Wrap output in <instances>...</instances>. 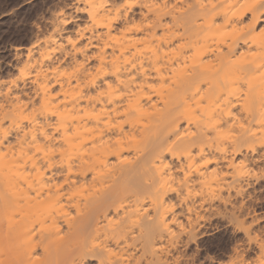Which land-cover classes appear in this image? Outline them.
Masks as SVG:
<instances>
[{
  "label": "bare ground",
  "instance_id": "bare-ground-1",
  "mask_svg": "<svg viewBox=\"0 0 264 264\" xmlns=\"http://www.w3.org/2000/svg\"><path fill=\"white\" fill-rule=\"evenodd\" d=\"M106 2L124 19L83 39L87 0L52 13L0 89V127L29 117L0 130V264H174L212 216L243 211L254 174L229 165L253 172L264 143V0ZM189 156L212 163L165 191Z\"/></svg>",
  "mask_w": 264,
  "mask_h": 264
},
{
  "label": "rangeland",
  "instance_id": "rangeland-1",
  "mask_svg": "<svg viewBox=\"0 0 264 264\" xmlns=\"http://www.w3.org/2000/svg\"><path fill=\"white\" fill-rule=\"evenodd\" d=\"M23 3L30 5V7L25 8L22 12H14L13 8H19L16 0L0 2V89H5L12 83H20L19 69L22 65L25 48L40 37L41 32L47 31V21L52 17V13L60 10V7L62 9L70 7V10L72 8L71 12L74 8V0H23ZM69 26L74 27L73 24ZM242 96L238 93L237 96L235 94L232 97L236 104V112L240 110L239 104L242 102ZM0 103H2L1 96ZM23 116L24 113H21L12 120L8 117L5 118L0 130H11L16 125H25ZM242 116L243 114H241ZM253 122L254 117L251 123ZM254 129L259 130L260 126H254ZM10 136L13 141V135ZM258 144L260 145H258L255 154L257 160L251 166L255 181L242 198L238 197L239 201H243L241 214L237 218L212 216L210 223L200 229V233L193 241L172 252V257L176 259L174 264H232L238 257L255 262L260 256V246L256 241L253 240L246 247L241 245V250L237 253L236 247L240 241L232 240V237L236 235L235 229L232 227L234 219L247 220L249 223L254 222L253 237L259 235L261 231L259 225L261 219H264V143ZM205 230L208 233L202 234Z\"/></svg>",
  "mask_w": 264,
  "mask_h": 264
},
{
  "label": "snow or ice",
  "instance_id": "snow-or-ice-1",
  "mask_svg": "<svg viewBox=\"0 0 264 264\" xmlns=\"http://www.w3.org/2000/svg\"><path fill=\"white\" fill-rule=\"evenodd\" d=\"M16 2L19 4V8H13L14 12H22L24 11L25 8L30 7V5L28 4H24L23 0H16ZM139 0H123V3L116 6V11L117 13H119L120 9L122 8L125 12H127L129 9H131L136 3H138ZM88 3V9L87 11L89 12V22L84 24L82 28L77 30V36L80 39H83L84 33L88 32L89 29L93 30V32L95 31V29L98 26H103L105 28L111 29L113 26V23L117 20H122L124 19V16L122 14H117V15H111V7L106 0H99V2H97V0H87ZM144 7L148 8L149 11H151L154 7L158 8L159 5H148L145 4L143 5ZM234 5L231 3V0H229V7H233ZM9 7H12V5H9ZM101 10H103L105 13H108V15H101ZM67 23V21H65ZM152 25L149 24L148 27H151ZM142 27V23H132L131 24V29H126L127 30H140ZM217 27H220L219 25H217ZM236 29L233 28L232 32H235ZM111 39V37H109ZM117 40V42L119 43V37L115 38ZM68 43L70 45L76 46L77 45V40H74L72 38H69ZM109 45L107 43H105L104 47H108ZM77 51H82L83 49L77 48ZM103 52V49H101V53ZM97 59H100L101 61L103 60V56L98 54L97 55ZM115 59V58H114ZM32 73H34L37 77L40 76V71L37 70V66H32ZM96 73H102L104 71V69L102 67H97L95 69ZM156 71H159V69H156ZM27 73L22 70L21 75H26ZM89 75L91 76V73H89ZM17 79H19V77H17ZM92 83H95V80L93 79L91 81ZM120 83H123V81H121ZM45 88V91H47V87L43 86ZM149 87H154V85H149ZM107 89L108 92H113L115 91V89H113V86L111 84L107 85ZM108 94L105 91L101 92V95H105ZM59 95V94H58ZM42 110H43V106H41ZM22 119L24 120H28L29 117L28 116H23ZM5 134H7V130H5ZM227 138V137H225ZM37 153H40L43 151L42 148H40L39 146H37L36 148ZM189 163L187 165H185L184 168L178 169L177 170V174L180 176L179 181H177L176 176H168L167 181H165V191H176V188H173V184H177L178 187H182L186 184V182L189 180L191 173L193 171H197L199 172L201 168H207L208 165H210L212 163V161L210 159H204L203 157H201V161L200 162H196L195 165L193 164L192 161V157L189 156ZM230 167H236L237 169H239V174L240 175H245V176H250L253 175L254 173L248 169L245 170L246 166L243 164V162H241L238 165H229ZM165 168H168V165L164 166ZM215 171V170H213ZM201 175H203V172H200ZM166 175V173H165ZM67 183V181L65 182ZM57 187H62V185H58ZM163 194V193H162ZM175 205H171L170 208L168 209L169 211L174 208ZM176 222L173 221V224H175ZM225 223H227V221H225ZM254 223V222H253ZM253 223H249L247 222V220L244 221H240V220H236L234 219L232 221V227L235 229L236 235L232 237L233 241H240V244L237 245L236 247V252L239 253L241 250V245L243 246H247L249 243H251L253 240L256 241L257 243H259L260 246V256L255 260V262L251 261V260H244L241 258H237L236 260H234L232 262V264H264V219H261L260 221V234L253 237L252 236V232L255 231V228L253 227ZM163 227L164 229H166L171 235L176 236L177 234L175 232L172 231L171 228L168 227V223L167 221H165L163 223ZM180 228L182 230H184V225L181 224ZM231 231V229H229Z\"/></svg>",
  "mask_w": 264,
  "mask_h": 264
},
{
  "label": "trees",
  "instance_id": "trees-1",
  "mask_svg": "<svg viewBox=\"0 0 264 264\" xmlns=\"http://www.w3.org/2000/svg\"><path fill=\"white\" fill-rule=\"evenodd\" d=\"M2 1H4V0H0V2H2Z\"/></svg>",
  "mask_w": 264,
  "mask_h": 264
}]
</instances>
